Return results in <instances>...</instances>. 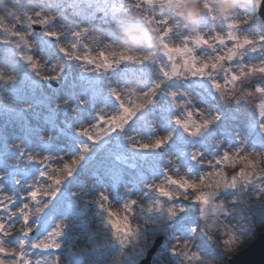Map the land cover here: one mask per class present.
<instances>
[{
    "label": "snow or ice",
    "instance_id": "6c2138e0",
    "mask_svg": "<svg viewBox=\"0 0 264 264\" xmlns=\"http://www.w3.org/2000/svg\"><path fill=\"white\" fill-rule=\"evenodd\" d=\"M79 7L74 0H14L0 13V68L10 70L0 71V90L14 101L0 100V118L15 126L11 141L8 130L0 129V264H101L102 258L95 254L115 244L130 249L134 264H140L160 237L165 239L150 264H168L162 259L165 253L180 257L174 264H216L215 258L193 250L191 234L168 243L169 229L187 212L181 201L198 206L203 221L191 232L199 228L209 241L216 242L219 228L226 237L220 241L222 250L231 258L251 247L258 234L264 241V214L253 219L256 213L252 211L255 204L264 205V103L259 105L258 119L247 123L254 137L251 147L234 132L227 141L215 139L209 150L197 147L194 141L206 143L212 138L224 113L210 106L198 107L189 93L164 91L169 82L198 79L224 105L239 106L252 94L247 86L259 78L254 91L264 96V28L256 27L264 25V0H136L134 22L113 15L120 33L110 43L102 42L103 31L87 17L89 22L83 27L75 22L56 23L67 21L69 15L80 17L75 12ZM97 31L101 36L93 37ZM41 32L55 41L63 59L58 55L53 60L49 55L52 45L48 40L32 38ZM66 34L71 39L61 43ZM37 48L39 55L33 51ZM73 61L79 63L81 79L84 73L109 76L119 69L121 83L113 86L109 78L104 87H94L90 82L87 99L69 93L63 101L50 105L48 97L36 93L49 81H66V69ZM73 98L76 127L67 119L62 121L60 113ZM108 98L115 101V111L100 107L88 122L82 119L83 106ZM41 108L46 110L41 112ZM133 121L145 130L148 142L132 136L124 139L134 157L151 160L150 175L142 166H128L121 155L109 154V183L94 195L97 181L82 183L79 191L62 202L64 186L93 159L91 154ZM157 127H163L164 133ZM58 137L71 142V153L60 154ZM170 144L177 145L174 154L162 156L161 150ZM129 167L135 169V180L124 187L126 214L120 216L113 211L112 196ZM229 168L231 176L226 175ZM249 188L253 189L250 195ZM134 191L138 193L135 198L131 196ZM229 195L231 207L218 200ZM90 204L97 206L94 216L99 222L95 225L87 218ZM153 212L169 223L158 224L148 235L142 225L155 223L150 219ZM246 213L247 223H217L221 214ZM140 219L143 224H133ZM76 223L84 229L86 242L82 245L79 235L68 239L69 229ZM101 238L103 242H98Z\"/></svg>",
    "mask_w": 264,
    "mask_h": 264
},
{
    "label": "rangeland",
    "instance_id": "374dc122",
    "mask_svg": "<svg viewBox=\"0 0 264 264\" xmlns=\"http://www.w3.org/2000/svg\"><path fill=\"white\" fill-rule=\"evenodd\" d=\"M13 2L14 0H0V13H3L6 7L11 6ZM21 2H24V0H21ZM68 2H73V0H68ZM74 2L80 5L78 9H75V12L80 13V17L69 15V19L67 21L60 19L56 23L58 25H66L70 22H75L83 27L87 26V23L89 22L88 20L84 19V17H87L89 20H91V23L96 28L103 31V36L101 38L102 42L104 43H110L112 36L119 37L120 30L116 29V26L111 22V19H113V15L117 17H127L130 22H134L131 21V17L137 16L136 10L132 7V5L136 3V0H74ZM89 3L92 4L91 9L87 8V5ZM113 10H115V12H113ZM69 11L72 12L73 10L69 9ZM98 12L99 16H97ZM105 13L106 17H102L105 16ZM256 27L264 28V25H260L258 23ZM0 32H2V30H0ZM96 36H101V32L97 31L93 33V37ZM32 38L37 41L48 40L52 45L48 48L49 55L53 57V60L58 55L61 57V59H63L62 54H60L58 48L55 47V41L53 39L50 40L48 37H45L42 32L40 35L34 36ZM70 39L71 37L66 34L60 38V42L67 43ZM33 51L36 55H39V48L34 49ZM93 55H95V52H93ZM245 59L247 61L248 57H246ZM53 60H50L49 64L52 63ZM121 67L123 68L124 66ZM79 68L80 66L78 62H70V67L66 69V71L68 72L66 81H49L36 94L48 97L49 104L54 105L57 102L63 101L69 93H72L74 97L80 96L81 99H87V96L90 93L86 92V89H88L90 82H92V86L94 87H104L106 85V81L109 78L112 80L113 86H118L121 83V81L119 80V69L115 74H110L109 76H105L102 73H84V79H81ZM24 70L27 71L28 69L25 67ZM0 71L7 73L10 70L0 68ZM102 71L103 70H101V72ZM194 80L196 84H192V80L169 82L164 85V91L174 90L189 93L194 98V103H196L198 107L210 106L212 108H218L224 113V118L220 122H218V124L213 129L215 135L206 143H201V141L197 139L196 141H194L195 145L197 147L210 150L215 139H224L227 141L228 139H230L231 135L234 132H239L242 137H245L248 140V147H251L252 139L254 137L250 135L247 123L252 120L258 119L259 105L261 103H264V96L259 93H255L254 91L259 78L253 80L247 86L246 91L252 94L248 95L245 101L239 106L234 103L224 105L223 102L219 99L218 94L215 93L214 90L210 89L206 82L199 81L198 79ZM197 86H200V89L204 91L199 90ZM0 89H2V85H0ZM205 91L212 92L213 98L208 97L207 94L205 95ZM82 92H85V94L81 95ZM0 100L7 104L14 103L13 100L8 98V94L2 90H0ZM159 102L160 99L158 97V103ZM75 104L76 99L73 98L66 107H62L60 109L61 120L63 121L64 119H67L72 123L73 127H76L78 124V121L72 120L71 109ZM19 106L23 107L25 105L21 104ZM100 107H106V110L108 111H115L116 104L115 101L111 98H108L106 100H98L95 103L90 102L87 106H83L82 119H84L85 122H88V118L92 117L96 110ZM45 110V108L40 109L41 112ZM234 116L235 118H233ZM33 122L40 123L43 130L45 132L48 131L47 126L43 125L41 121L34 120ZM153 122L154 124L159 123L156 117H153ZM0 129H7L10 134V141L14 139L15 126L11 122L6 121L4 118H0ZM96 131H99V129H97ZM157 131L163 134L165 129L163 127H157ZM125 136H132L137 140H141V138H143L142 142H148L145 130L136 121L131 122L125 128L123 133H114L111 137L106 138L105 144L100 146L98 150L94 151L91 154L93 159L90 162L86 161L84 163V166L78 169L74 177L64 186L61 196L62 202L67 201L70 198V193L79 191L82 183L91 182L94 179L97 181L92 191V195H94L96 191L101 190L105 185L109 183L108 176L106 175V167L109 154L121 155L122 157L126 158L128 166L134 164L137 166H142L144 168L145 174L150 175L149 165L151 163V160L142 161L138 156L134 157L130 149L127 148V142L124 139ZM56 144L61 149V155L64 152L71 153L70 141L58 137ZM188 146L189 145H184V147ZM176 147L177 145L170 144L165 149L161 150V155L164 157L172 156L175 152ZM162 162L163 161H161V163ZM134 171L135 169L129 167L125 172V179L123 183L118 190H114L113 192V211L117 212L120 216L126 214L122 206L124 200L127 198L124 193V187L125 185H130L135 180ZM232 174V169L229 168L226 170V175L231 176ZM8 187L10 188V184L8 185ZM252 191L253 189L249 188L247 194L250 195ZM137 195L138 193L135 191L131 193V196L133 198H135ZM232 195H235V193H233ZM220 199H223L225 201V204L231 207V195L227 197H219L218 200ZM180 203L184 204V206L187 208V212L181 214V216L177 218L179 222L175 223L173 227L169 229V233L167 236L168 243L174 244L177 242V238L185 239L189 234H191V237L193 239L194 251H199L202 256L215 258L216 264H228V260L231 257L228 253L224 254L222 250L220 241L226 237H222L220 235V229H216V242L209 241L208 238L201 231H199V228H197V231L191 232L192 228L197 227L198 224L203 223V221H201L199 217L198 206L190 205L188 201H181ZM235 206L237 208L241 207L240 204H236ZM96 211L97 206L95 204H90L87 210V218L93 225L99 222V218L94 216V213ZM252 211L256 213V216L253 217V219H259L260 215L263 214L264 205L255 204ZM54 219L58 220L59 215H56ZM150 219L155 221V223L142 225L144 227L145 234L148 235L151 234V231L158 224L162 225L169 223L166 220V217H161L158 213L155 212L150 214ZM136 222L141 224L144 223L143 219H140L138 221L133 220V224H135ZM247 222H249V216L247 215V213L244 216L238 214H233L232 216H224L223 214H221L219 219L217 220V223L219 224H235ZM209 223H211V219L209 220ZM213 232H215V229H213ZM77 235L80 236V241L78 243L81 245L84 244L86 242V237L84 236V229L79 223H76L75 226L69 229L68 239L73 240ZM164 239L165 237L158 238L157 241L160 240V244L153 257L159 254V250ZM98 242H103L102 238L98 240ZM235 250L236 249L233 248L232 252L234 253ZM126 253H128V255H126ZM95 255L102 258L101 264H106V261L108 260L110 264H134L135 260V257L131 255L130 249H121L118 244H115V246L112 248L106 249V252L96 253ZM162 259L168 262V264H174V261L180 259V257H172L169 253H165ZM141 262L142 260L140 261V263ZM197 264H199V262H197Z\"/></svg>",
    "mask_w": 264,
    "mask_h": 264
},
{
    "label": "water",
    "instance_id": "95a60500",
    "mask_svg": "<svg viewBox=\"0 0 264 264\" xmlns=\"http://www.w3.org/2000/svg\"><path fill=\"white\" fill-rule=\"evenodd\" d=\"M261 17L264 18V9L261 11ZM49 39L52 40V38ZM159 244L160 240L156 242L153 249L149 251L148 256L142 260L140 264H150V260L155 254ZM262 258H264V241H262L258 235L251 247L247 250H243L242 254L238 257L230 258L228 264H260Z\"/></svg>",
    "mask_w": 264,
    "mask_h": 264
},
{
    "label": "trees",
    "instance_id": "16d2710c",
    "mask_svg": "<svg viewBox=\"0 0 264 264\" xmlns=\"http://www.w3.org/2000/svg\"><path fill=\"white\" fill-rule=\"evenodd\" d=\"M111 20H112V21H111L112 24H114V25L116 26L115 28L118 29V30H120V29H119V25L116 23V21L113 20V19H111ZM191 82H192V84H196V82H195L194 79H192ZM197 85H199V84H197ZM197 87H198L199 90H201V89H200V86H197ZM201 91H204V90H201ZM204 94H205V95L207 94L208 97H212V92H206V91H205ZM212 98H213V97H212ZM212 100H214V99H212Z\"/></svg>",
    "mask_w": 264,
    "mask_h": 264
},
{
    "label": "bare ground",
    "instance_id": "6f19581e",
    "mask_svg": "<svg viewBox=\"0 0 264 264\" xmlns=\"http://www.w3.org/2000/svg\"><path fill=\"white\" fill-rule=\"evenodd\" d=\"M263 214H264V211H263ZM259 235V234H258Z\"/></svg>",
    "mask_w": 264,
    "mask_h": 264
}]
</instances>
